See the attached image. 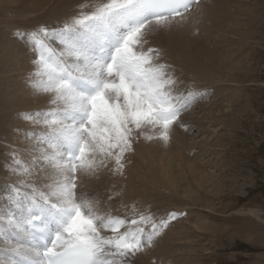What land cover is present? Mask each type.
Wrapping results in <instances>:
<instances>
[{
  "label": "snow or ice",
  "instance_id": "6c2138e0",
  "mask_svg": "<svg viewBox=\"0 0 264 264\" xmlns=\"http://www.w3.org/2000/svg\"><path fill=\"white\" fill-rule=\"evenodd\" d=\"M193 2L199 0H94L60 27L18 32L34 52L30 84L53 107L24 116L40 126L30 133L32 162L14 147L5 162L22 178L5 186L12 207L0 212V264H128L167 227L151 213L98 214L78 198L77 180L95 171L97 154L122 173L136 130L151 126L170 139L193 93L173 96L168 66L153 56L158 50L140 49L153 28L186 20ZM44 163L53 173L38 186L33 169Z\"/></svg>",
  "mask_w": 264,
  "mask_h": 264
},
{
  "label": "bare ground",
  "instance_id": "6f19581e",
  "mask_svg": "<svg viewBox=\"0 0 264 264\" xmlns=\"http://www.w3.org/2000/svg\"><path fill=\"white\" fill-rule=\"evenodd\" d=\"M60 1L54 0V3L50 4V0H23V2L0 0V212L5 206L12 207L6 199L5 186L17 184L22 178L14 175L6 167L5 162H11L9 157L11 148L17 149L18 156L22 161L32 162L30 150L34 143V137L30 133L38 132L40 126L32 124L24 119V116L35 114L37 111H47L53 107L49 103L50 97L37 92L30 84L34 69L32 64L34 52L27 40L21 38L18 32L25 33L41 25L49 28L60 27L70 15L78 10L80 4H85L83 1L77 0ZM207 1L209 0H199L198 4L195 3L186 13L187 19L183 22L174 23L162 29L153 28L146 37L147 42L140 50L144 52H147L149 48L158 50L159 55L156 56L154 52L153 56L158 63L168 66L167 71L174 79L175 85L179 81L183 85L192 83L195 87H205L206 92L211 91L212 86H215V94H220L219 97L221 96L223 101H227V94L231 96L233 93H230L231 88L230 92L223 93L222 85L226 86L231 81L229 73L234 66L227 69L224 64L229 65L228 63L236 54L235 52L245 43L247 32L243 26L245 27L246 22L241 20L243 15L241 18L238 16L243 10H241L242 6L246 3H243L241 7H234L232 12L229 10V0H211L210 4H206ZM27 4L32 8L33 13H35L33 9H36L37 12L42 11L39 14L41 19L52 18L54 21L48 23L45 21L46 24H44L40 20L41 24L33 26V22H29L33 23L30 25L28 22H19V19L15 20L17 16H20L16 10H21L22 6ZM56 6L58 7L56 8ZM46 9L49 11L43 13ZM198 10L199 14H197ZM22 11L27 12V10H25L26 12ZM44 15L46 18L49 17L43 18ZM256 16L253 14L248 20L250 18L253 20ZM225 32L227 42L224 45L221 43L226 37ZM232 46L235 47L231 48ZM190 92L195 95L193 91ZM188 93L184 96H187ZM191 98L179 115L189 108ZM216 110L218 111V109ZM201 116L200 119H197L200 125L205 118H210L214 123L217 115L208 116L207 113ZM181 121L187 126L186 129H190L192 123L195 124L194 120H187L186 123H184V119ZM205 124L207 123L205 122ZM177 125L173 124L170 128L169 134L172 137L171 140L173 138L174 140L168 144L156 143L162 139L151 133V129H143L144 134L135 131L132 150L125 153V166L122 173L115 170L116 166L102 170V167L98 165L94 172L78 173L77 192L86 196L84 198L79 195V199L91 202L94 211L98 214L110 213L131 219L140 213H151L157 223L160 220L169 221L167 227L153 238L151 247H146L144 251L131 257L128 264H192L193 262L194 246L191 230L193 226L186 223L187 217L185 220H183L184 217L181 219L182 214L179 217L178 211H176L180 204L188 205L189 203L182 197H178L181 194L177 195L178 183L176 184V182L181 181V177L185 175H191L194 180H197V184L199 182L202 184L206 179V175L204 176L206 172L196 160L190 158L188 153L183 150V147L186 149L183 139L186 137V133L182 130L181 125L180 127ZM147 136H154V138L149 140L146 138ZM166 146L169 148L162 150L163 152L167 151L166 161L163 154L158 155L156 150L147 149L148 147L164 148ZM46 165L44 163L33 169V172L37 171L36 175L40 172L36 177L35 174H32V179L37 181L38 186L47 182L49 172L53 173V169L45 171ZM102 166L104 165L102 164ZM169 193L172 195V202L168 198ZM193 197L197 196L188 198L192 204L196 200ZM134 198H137L139 208L131 210L130 199ZM172 213L176 214L175 218L169 219V215ZM185 213L188 215V211L185 210ZM145 227L151 230L150 225ZM194 227L199 228L196 224Z\"/></svg>",
  "mask_w": 264,
  "mask_h": 264
},
{
  "label": "rangeland",
  "instance_id": "374dc122",
  "mask_svg": "<svg viewBox=\"0 0 264 264\" xmlns=\"http://www.w3.org/2000/svg\"><path fill=\"white\" fill-rule=\"evenodd\" d=\"M77 1H83L85 4L94 2V0ZM209 1L206 4H210ZM51 3L53 4L54 0H50ZM243 3L246 4L241 10L243 9L245 14L240 10L238 17L245 15L241 20L246 22L245 27L243 26L247 32L246 40L240 47L241 50L235 52L229 65L224 64L227 69L234 66L229 73L230 85H222L223 93L230 92V88L232 90L231 96L227 94L228 100L223 101V98L219 97L220 94H215V86H212L209 92H206L203 86L195 87L192 83L183 85L180 81L172 86L173 96L183 97L190 91L195 93L189 108L179 115L176 123L173 124H178L179 127L181 125L186 133V137L183 138L186 149L183 147V150L208 174H204L206 179L202 184L201 182L197 184V180L191 175H185L181 177V181L176 182L177 195L181 194L178 197L189 203L180 204V209L176 211L179 217L182 214L181 219L184 217L185 220L187 217L186 223L193 226H191L194 246L192 264H264V0H229V10L233 12L234 7H241ZM23 6L21 10H16L20 16L15 20L19 19V22H33V26H37L41 22L46 24L54 21L52 18H49V21L47 19L49 16L46 18V15L43 18L47 20L41 19L39 14L42 11L37 12L33 9L35 12L33 13L28 4ZM22 10L27 12L24 13ZM199 12L198 10L197 14ZM253 14L257 15L256 18L248 20ZM224 35L226 39L224 38L221 44L225 45L226 32ZM233 47L235 46L231 48ZM207 113L208 116L217 115L216 120L212 123L210 118H205L200 125L197 119ZM182 119L184 123L187 120H194L195 124L192 123L191 128L186 129L187 126L181 123ZM144 129H151V133L158 137L157 131L151 126H146ZM171 138L170 136L167 142L158 140L156 143L168 144L174 140ZM168 148L166 146L147 149L156 150L158 155L163 154L166 161L167 151L162 150ZM96 160L102 170L115 166L114 160L99 154ZM100 161H104L102 163L104 166ZM44 169L51 171L52 168L46 165ZM36 172V170L33 172L35 177L40 173L36 175ZM187 194L197 196L193 197L196 199L193 204L188 200L192 196ZM79 195L86 197L77 192L78 198ZM168 198L173 201L170 193ZM134 199H130L131 210L139 208L137 198ZM185 210L188 211L189 216ZM195 224L199 228H195Z\"/></svg>",
  "mask_w": 264,
  "mask_h": 264
}]
</instances>
